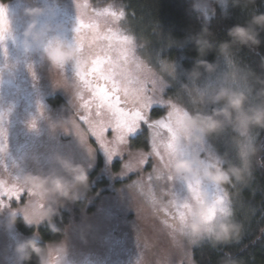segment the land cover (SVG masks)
I'll return each mask as SVG.
<instances>
[{"label":"clouds","instance_id":"9594fccd","mask_svg":"<svg viewBox=\"0 0 264 264\" xmlns=\"http://www.w3.org/2000/svg\"><path fill=\"white\" fill-rule=\"evenodd\" d=\"M206 2L207 0H195V6L203 8ZM232 2L254 5L256 0H232ZM24 11L30 20L23 31V46L40 53L41 58L50 64L53 73L60 74L59 84L67 86L71 93V101L74 102L81 84L74 73L69 77L65 68L71 64L78 71L86 70L88 54H82L74 41H69L60 34L62 25L54 23L51 19H42L53 14L50 4L29 6ZM261 30H264V13L252 15L247 24L233 25L228 30L230 39L218 45L219 53L231 60L234 51L241 46L258 47L262 43L259 35ZM214 35L205 25L192 37L201 57L207 56L214 47L212 43ZM217 68L218 62L200 59L189 72V76L198 79L202 75L201 69L214 73ZM164 70L172 71L173 64L166 62ZM220 79L222 81L220 86L208 89L206 92L207 101L219 106L214 107L210 112L188 111L185 108L188 114L181 125L183 135L180 143L184 147L191 146L193 149L191 153L177 156L170 164L166 162L162 165L160 161L156 162L157 170L170 174L174 182L193 181L201 185L213 183L221 186L244 184L250 177L254 160L259 159L260 149L255 138L249 133L254 127L264 128V77L250 69L233 65L230 71L221 74ZM237 80L241 83L239 86H234ZM252 80L261 85L256 92L258 98L256 102H250V92L254 86L249 82ZM184 87L188 86L184 85ZM65 123L71 125L79 142L92 152L93 148L89 144L90 130L78 116ZM229 126L245 138L240 164L232 163L225 157L208 159L200 150L195 149L196 145L204 144L211 134L220 133ZM121 149L127 151V146H121ZM129 158L138 163L141 155L133 150L129 153ZM53 159L54 165L48 172L27 171L19 177L17 183L31 194L27 195L22 203L18 202L16 207H11V204L0 206V212H3L5 207L8 208V227H13L17 217L20 216L26 224L38 225L47 221L51 230L60 231L53 220L58 212V205L66 201L78 200L89 191L88 170L83 164L75 163L71 158L59 153ZM169 197V205L185 199L191 203V212L186 220L178 223L171 232L174 246L185 257V264H197L192 248L204 240L210 241L213 246L240 240L243 225L233 218L232 213L217 214L211 220L207 218L208 209L213 203V196L207 190L189 192L186 196L177 192L170 194ZM39 239L40 233L36 231L32 236L16 242L15 264H23L25 260L32 259L33 255L36 257V264H71L68 259L66 237L47 240L43 245L38 243ZM220 264H241V262L233 259L228 253Z\"/></svg>","mask_w":264,"mask_h":264},{"label":"rangeland","instance_id":"374dc122","mask_svg":"<svg viewBox=\"0 0 264 264\" xmlns=\"http://www.w3.org/2000/svg\"><path fill=\"white\" fill-rule=\"evenodd\" d=\"M102 2V0H96L95 4ZM39 4L51 5L53 14L42 17V19H51L54 23L62 25L60 34L65 39L74 41L75 28L78 24L76 0H12L7 3L12 36L8 39L9 46L7 42L0 45V81H4V86L0 87V102L3 103L4 108L8 103L11 105L8 109L9 120L6 115H4L3 120L7 137L5 141L6 151L0 152V176L4 178H7V173H10L12 177H21L27 171L46 173L53 167V158L58 153L71 158L75 163L83 164L87 168L88 174L98 166L99 150L91 142L90 136L89 144L93 148L92 152H89L79 142L78 137L71 129V125L65 123V121L74 119L79 114H85L80 109L79 94L83 92L82 87L78 88L74 102L71 101V93L67 86H60L59 84L60 74L58 72L53 73L50 64L41 58L40 53L26 49L22 44L23 31L30 20L24 10L29 6ZM210 7L211 0H207L203 8L197 9L209 16ZM29 65L32 66L31 69ZM148 67L162 78L164 82L163 96L166 99H171L167 96L171 89L170 84L154 68L149 65ZM173 71H175L173 74H176L178 79L185 78L186 83L184 85L188 87L183 86V88L191 105L186 103L189 100L185 95L177 98L175 100L177 103L183 105L188 111L210 112L214 107L219 106L208 102L206 99L208 89H214L222 84L219 72L216 71L207 74L205 77L192 79L185 77L186 73L178 66H173ZM66 73L69 77L73 76L71 64L66 66ZM237 82L234 86L240 84L239 80ZM8 88L11 89L10 92H8ZM11 92L19 95L15 96L18 100H10ZM56 93L62 94L65 102L50 106L47 100ZM84 95L85 98L88 97L86 91ZM19 100L21 103L17 105ZM154 106L164 107L166 112L169 109L167 104L157 103ZM17 108L25 111V115H28L29 118H33L35 127L31 125V121L29 125L17 124L16 117L19 116L16 111ZM81 126L83 127V125ZM109 134L108 139L111 140L112 135L109 136ZM249 134L254 137L252 129ZM244 140L243 136L229 126L220 133L211 134L204 144L196 145L195 149L200 150L208 159L225 157L232 163L240 164ZM231 153L235 155L234 159L229 157ZM105 157H107L106 153ZM125 158L127 160H124ZM114 160H118L123 165V163L128 162L129 154L124 153L123 157L117 155L111 161ZM56 166L58 167V165ZM146 167L140 166L139 175L135 173L140 179L147 175ZM234 185L235 187L232 185H225V187L232 199L233 218L236 219L235 197L240 196V192L245 188L246 183ZM215 186L216 184L213 183L201 185L202 190H207L211 194L215 193ZM174 189L178 193L180 191L181 195L184 194V196L189 193L187 183L183 181L175 182ZM144 195L145 193H142L137 187L129 186L114 196L116 199H120L117 205L120 204L121 206L118 209H111L114 212L106 218V222L100 220L96 222V227L100 230L96 233H92L88 227L90 223L87 222H84L85 224L81 229L72 227L67 236L69 261L74 260L80 263V260L87 258L93 264H98L102 260H104L103 262L109 260L113 262L114 260L122 264H138L139 261L140 264H185V257L174 246L169 229L162 223L164 217L161 216L158 225L147 219L148 217H144ZM26 196L22 197L19 202L22 203ZM73 203L74 201H66L62 205H58L57 214H60L64 209L71 208ZM10 204L11 207L18 206V202L15 200L11 201ZM114 208H116V204H114ZM7 213V207L4 208L3 212H0V264H15V245L23 237L20 235L17 237L19 233L14 227H8ZM131 213H135L134 215L139 218L140 224L134 225L130 222ZM117 239L118 243L115 242Z\"/></svg>","mask_w":264,"mask_h":264},{"label":"trees","instance_id":"16d2710c","mask_svg":"<svg viewBox=\"0 0 264 264\" xmlns=\"http://www.w3.org/2000/svg\"><path fill=\"white\" fill-rule=\"evenodd\" d=\"M10 1L12 0H6V3ZM95 1L90 0V3L95 6ZM102 1L101 6L113 2V0ZM116 2L118 4L122 3L126 7L127 17L123 21V25L129 30V34L137 38V43L141 46L138 49L139 55L170 84L171 89L167 93L169 98L176 100L183 97L185 95L183 86L186 82L184 77L178 79L177 75L173 74L175 71H165L164 64L166 62L182 69L187 78L190 77L189 72L200 59L218 62L216 71L220 74L230 71L232 66L236 65L244 69H250L257 75L264 77V30L259 33L262 43L258 47L241 46L234 51L231 60L223 57L218 50V45L222 41L230 39L228 30L233 25L247 24L252 15L264 13V0H256L254 5L235 4L232 0H211L209 16L204 15L201 10L197 9L194 0H116ZM205 25L215 34L212 38L214 47L208 52L207 56L201 57L192 37L199 33ZM6 42L8 45L9 40ZM201 71V77L209 74L204 69H201ZM236 83L238 82L235 81L234 84ZM249 83L254 86L250 92V102H256L258 99L256 92L261 85L254 80ZM2 86H4V81H0V87ZM10 91L11 89L8 88V92ZM16 95L15 92H11L10 100L16 99ZM63 97L62 94L56 93L49 97L47 101L50 106H54L59 102H65ZM187 100H189L188 97ZM189 102L190 100L186 103L191 105ZM20 103L21 100L17 105ZM10 107L11 105L8 103L4 108L3 103L0 102V113L6 115L8 120L10 118L8 114ZM154 108L156 110L150 114L153 119L165 115L166 109L164 107L154 106ZM16 111L19 113V116L16 117L17 124L29 125L30 121L31 125L33 124V118L25 115V111L18 108ZM252 132L260 149L258 152L259 159L254 160L245 188L240 192V196L235 197L236 219H234L243 225V234L238 242L213 246L210 241L204 240L194 246L192 251L197 264H220L228 253L231 254L233 259L240 261L241 264H264V128L254 127ZM111 135L110 133L109 136ZM148 137L149 133L146 129L142 135L135 138L130 136L129 147L133 150L140 148L145 152H149ZM90 138L99 150L98 166L88 174L90 180L89 191L80 199L75 200L71 208L64 209L60 214L54 216L53 220L60 231L51 230L47 221L39 225H29L24 222L22 217L18 216L13 226L16 232L19 233L17 237L19 235L23 238L30 237L36 231H39L40 239L38 243L43 245L47 240L65 237L67 239L71 228L75 226V228L81 229L85 224L84 222L90 223L88 227H90L92 233H96L100 231L96 227V222L98 220L106 222V218L114 212L112 210L120 208L121 205H117L120 199H116L114 196L132 185L133 181L140 180V177L135 173L128 176L121 175L122 163L118 160L109 161L96 139L92 135H90ZM229 157L234 159L235 155L231 153ZM124 160H127V158ZM156 162L155 158L148 162L147 174ZM146 176L144 175V177ZM156 187L159 193V183L156 184ZM163 187L167 188L169 185L164 184ZM174 191L176 190L174 189ZM142 193H145L143 197L144 217H148L147 219L158 225L159 219L163 215L149 204L147 186L144 187ZM169 198L165 195V202ZM114 204H116V208H114ZM134 214H130V218H132H129L130 222L134 225L140 224L139 218ZM117 241L118 239L115 242L118 243ZM103 261L98 264H122L114 260L113 262L111 260ZM70 262L71 264H93L87 258L80 260V263L74 260ZM23 264H36V257L33 255L32 259L25 260Z\"/></svg>","mask_w":264,"mask_h":264},{"label":"snow or ice","instance_id":"6c2138e0","mask_svg":"<svg viewBox=\"0 0 264 264\" xmlns=\"http://www.w3.org/2000/svg\"><path fill=\"white\" fill-rule=\"evenodd\" d=\"M76 7L78 24L74 43L82 54L86 53L89 57L86 70L78 71L72 67L83 89L79 100L80 109L85 114H79L78 118L89 128L109 161L117 155L123 157L124 153L133 151L129 147V137L142 135L145 129L149 133L147 143L150 151L146 153L143 149H135L141 159L138 163L131 159L123 163L121 175H139L140 166H148L149 160L153 158L164 165L166 162L170 164L177 156L190 154L192 147H184L180 143L183 135L181 125L188 112L175 100L163 96L162 78L139 56L138 49L141 46L137 38L129 34L123 25L127 17L126 7L116 0L103 6H94L90 0H76ZM11 36L7 3L6 0H0V45H4ZM85 91L88 93L87 98ZM157 103L167 104L169 109L165 115L153 119L150 114L156 110L154 105ZM4 118V114L0 113V152L6 151ZM32 126L35 127V121ZM109 133L112 134L111 140L108 139ZM121 146H127V151H123ZM18 180L19 177H12L10 173H7V178L0 176V206L8 205L13 200L19 202L25 195L31 194L20 187ZM157 183L160 185L159 193ZM186 183L189 192L202 190L199 182ZM164 184L169 187H163ZM145 186L149 204L163 215L162 223L171 235L175 226L188 217L191 203L186 199L172 205L165 202V195L177 193L174 191L175 182L170 174L158 171L156 164L152 165L146 177L130 185L141 191ZM212 196L213 203L207 216L209 220L217 214H233L232 199L225 186L216 185Z\"/></svg>","mask_w":264,"mask_h":264}]
</instances>
